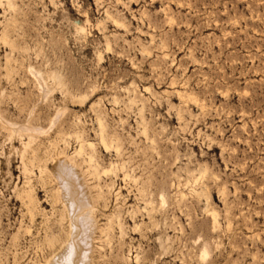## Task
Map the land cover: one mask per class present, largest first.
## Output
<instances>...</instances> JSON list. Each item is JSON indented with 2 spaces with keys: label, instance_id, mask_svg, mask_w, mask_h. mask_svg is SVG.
Returning a JSON list of instances; mask_svg holds the SVG:
<instances>
[{
  "label": "rangeland",
  "instance_id": "374dc122",
  "mask_svg": "<svg viewBox=\"0 0 264 264\" xmlns=\"http://www.w3.org/2000/svg\"><path fill=\"white\" fill-rule=\"evenodd\" d=\"M0 115L41 130L0 123V264L66 235L61 153L90 264H264V0H0Z\"/></svg>",
  "mask_w": 264,
  "mask_h": 264
},
{
  "label": "bare ground",
  "instance_id": "6f19581e",
  "mask_svg": "<svg viewBox=\"0 0 264 264\" xmlns=\"http://www.w3.org/2000/svg\"><path fill=\"white\" fill-rule=\"evenodd\" d=\"M10 44H11V42H10ZM30 71L33 74V76L36 77L34 79H37V82L39 85V90L42 93L43 99H45L49 93V89L47 88V86L45 84L44 78L42 77V75L40 73L34 71L32 68L30 69ZM53 78H54V76H53ZM40 99H41V97H40ZM43 99H41V100H43ZM30 111L31 112L29 114L28 119L31 118V116L34 112V110H30ZM59 112H60V110H59ZM59 112L51 119L50 126H49L50 130L57 123L58 117L60 115ZM97 120L99 121L100 119L98 118ZM0 123L5 125L9 129L11 131L10 132L11 134L14 132H18V131H26V132H30V134L31 133H37V135H38L41 132V130H39L38 128H35L34 125H33L34 126L33 127L31 125L32 123H30L29 121H26L25 123H22V124H16L17 122L12 123L11 121L10 122L6 121V119H3L0 115ZM98 123L101 124L100 122H98ZM8 129H5V130H7V132H8ZM101 129L102 130L104 129L103 126H101L100 130ZM12 135H15V134H12ZM43 135H45V134H43ZM29 138L27 140H29ZM100 139H101V141H103L101 138V135H100ZM31 140H32V137H31ZM33 140H34V138H33ZM103 144H105V143H103ZM102 146H104V145H102ZM114 148H117V147L114 146ZM89 159L90 158H88V160ZM88 162L91 163L90 160ZM51 165H52L51 166L52 168L48 169V170H50L49 174L51 173V177H53L51 179L54 180L56 187H57V191H56L57 192V200L59 202H61L62 206L64 207L62 209L65 210V213H66V215H65L66 217H64V218H67L66 221L68 222V230H67L66 235L63 238L58 239L55 243L54 242L52 243L53 240L49 241V242H51L50 245L52 246V248L50 249V258L48 259L47 264H90L91 259H92L91 258L92 256H90V253L92 251V245H93L92 243L94 242L93 240H94V234L96 232L95 230H96V223H97L94 219V214H93L94 213V200L92 198V193L89 190V186L87 185L88 183H86V180L84 179L85 176H83V174H82L83 171H81L80 168H78L77 165H75V163L69 157H67L66 155H64L62 153L59 155L57 154V156L53 159ZM41 166H43V165L41 164ZM44 171H45V168H44ZM46 172H48V171H46ZM41 173H43L42 170H41ZM104 173H105V171H104ZM23 175H24V173H23ZM199 178H201V177H199ZM195 180H197V179H195ZM182 197H183V194H182ZM162 201H164V199H162ZM161 205H163V204H161ZM165 205H164V207H165ZM161 207L163 208V206H161ZM62 213H63V211H62ZM215 218L213 220L214 225H216V223H217ZM54 237L56 238V236H54ZM47 238L48 237H46V240H47ZM52 239H54V238H52ZM49 242L47 241V244ZM208 255H210V254H208L207 249L204 248L201 251V255H200L201 257L200 258L203 260Z\"/></svg>",
  "mask_w": 264,
  "mask_h": 264
}]
</instances>
